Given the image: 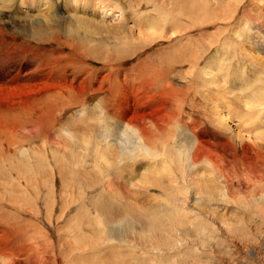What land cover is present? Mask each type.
Listing matches in <instances>:
<instances>
[{"label": "bare ground", "instance_id": "obj_1", "mask_svg": "<svg viewBox=\"0 0 264 264\" xmlns=\"http://www.w3.org/2000/svg\"><path fill=\"white\" fill-rule=\"evenodd\" d=\"M30 1L0 0V264H264V0Z\"/></svg>", "mask_w": 264, "mask_h": 264}, {"label": "rangeland", "instance_id": "obj_2", "mask_svg": "<svg viewBox=\"0 0 264 264\" xmlns=\"http://www.w3.org/2000/svg\"><path fill=\"white\" fill-rule=\"evenodd\" d=\"M66 1H67L68 6H67V8L64 9L65 11L66 10H69V11L71 10L72 11L77 5L78 9L80 10L79 13L80 12L83 13L82 11H85L87 14L83 13L84 15L93 16V17H96V18L98 17V15L100 13H102V8L104 7V6H101V2H102L101 0H98L99 5L96 3L95 0H86V2H85V0H80L78 3H76V0H66ZM31 2H32V0L29 3L23 5V9H24L23 11L24 12H28V10H31L30 14L32 15V14H35L37 12L36 10H37V7H38V2L34 3V7L33 8L30 7V3ZM213 3H214V0H213ZM106 5H109V3H106ZM99 10H100V13L97 15ZM120 15H121V11L119 10V11H117V13H115V16L113 18L111 17L108 20L109 21L111 20L110 21L111 23H113V22L114 23L115 22L118 23L121 20V16ZM100 17L103 18L104 16L102 15ZM118 18H119V21H118ZM109 21H107V22H109ZM207 32H210V31L207 30ZM211 32H212L211 35L215 34L217 32L216 28L213 27V29H211ZM243 45L246 48L247 55L243 56V54H242V58L248 59V58L251 57L252 59H256V55H257V53H256L257 51H256V48H255L256 43L253 41V38H252L251 41L246 42ZM220 111L221 110L219 109L218 112H220Z\"/></svg>", "mask_w": 264, "mask_h": 264}]
</instances>
